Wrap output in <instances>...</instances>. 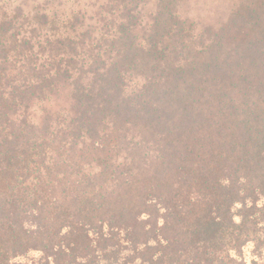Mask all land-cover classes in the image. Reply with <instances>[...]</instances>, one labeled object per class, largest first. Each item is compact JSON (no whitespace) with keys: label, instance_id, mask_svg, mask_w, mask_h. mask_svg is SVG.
<instances>
[{"label":"trees","instance_id":"obj_1","mask_svg":"<svg viewBox=\"0 0 264 264\" xmlns=\"http://www.w3.org/2000/svg\"><path fill=\"white\" fill-rule=\"evenodd\" d=\"M72 1L0 5V264L264 256V0Z\"/></svg>","mask_w":264,"mask_h":264},{"label":"rangeland","instance_id":"obj_2","mask_svg":"<svg viewBox=\"0 0 264 264\" xmlns=\"http://www.w3.org/2000/svg\"><path fill=\"white\" fill-rule=\"evenodd\" d=\"M20 0H0V5L4 4L10 8L13 4L19 3ZM22 1V0H21ZM30 1V0H24ZM85 2V0H82ZM237 0H180L178 3V11L191 17L196 23H199V29L208 26L216 27V24L221 19H226L236 8ZM68 7L73 5L72 0H64ZM64 6V5H63ZM203 43L206 39H202ZM195 43H200L199 38H194ZM264 263V256L254 255L250 250L244 251L243 256L238 260L225 264H255V262Z\"/></svg>","mask_w":264,"mask_h":264}]
</instances>
